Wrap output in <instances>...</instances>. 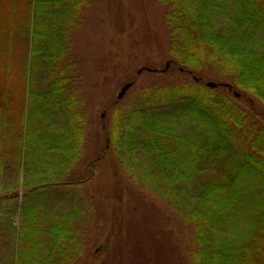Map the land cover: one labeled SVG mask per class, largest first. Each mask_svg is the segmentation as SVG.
<instances>
[{"label":"trees","instance_id":"obj_1","mask_svg":"<svg viewBox=\"0 0 264 264\" xmlns=\"http://www.w3.org/2000/svg\"><path fill=\"white\" fill-rule=\"evenodd\" d=\"M82 1L0 0V245L16 240L11 255L0 247V264L76 262L87 209L47 214L40 200L47 189L83 188L97 175L109 141L122 159L145 157L133 182L157 190L188 225L195 245L190 264H264V0H151L163 7L170 65L143 71L173 72L178 82L143 88L125 124L119 100L112 104L114 123H106L101 154L69 181L55 178V169L65 174L84 141L85 116L73 87L79 74L67 64L43 90L38 74L63 60ZM29 37L28 55L21 46ZM210 74L227 80L208 87ZM239 99L260 109L252 115ZM154 104L166 105L159 116L149 109ZM59 110L67 118L55 125L65 136L49 131ZM20 171L24 222L16 229L10 215Z\"/></svg>","mask_w":264,"mask_h":264},{"label":"rangeland","instance_id":"obj_2","mask_svg":"<svg viewBox=\"0 0 264 264\" xmlns=\"http://www.w3.org/2000/svg\"><path fill=\"white\" fill-rule=\"evenodd\" d=\"M162 8L151 0L80 2V11L74 17L69 37L66 36L63 60L52 72L48 71L50 66L44 67V64L38 74L42 90L48 84L49 77L65 70L67 64L76 66L79 74L73 87L85 116L82 124L84 141L79 148L77 161L65 174L57 175L59 169H55V178L77 179L78 175L84 173L86 164L100 153L108 141L104 134L106 123L110 127L114 123L113 113L108 109L118 101L117 94L123 84L133 81L116 106L121 112L119 119L125 124L128 113L138 108L143 88L161 84L169 86L178 82V76L173 72L154 75L143 71L147 67L161 70L169 62L168 29L163 21ZM21 47L29 55L31 38ZM19 62L22 63L20 57L16 59L18 65ZM27 69L29 78L32 75L30 64ZM138 69L142 70L139 74ZM212 74L204 81L227 80ZM247 100L239 99L236 103L253 115L260 105L255 102L252 110ZM165 106L154 104L149 109L159 116ZM141 109L146 110L144 107ZM254 117L258 118L256 115ZM66 118L63 110L54 113L48 121L49 131L65 136L64 128H57L55 124ZM134 119L139 120V116ZM109 143L99 161L97 175L83 188L47 189L43 199H39L47 214H64L74 205L87 209L84 229H81L84 224L80 223L79 238L83 241L81 255L72 264H190V250L195 245L188 225L157 190L138 187L133 182L136 163L144 162L145 157L137 153L122 159L116 147ZM64 144L70 145L71 140L66 138ZM135 179L139 177L135 176ZM18 180L17 195L12 202L13 205L17 204V209L10 215L12 227L16 229L24 222L22 171ZM133 206H136L135 210ZM6 240L7 244L3 241L5 245H0L1 251L3 255L6 251L11 255L16 240L13 237ZM3 262L9 264L8 260Z\"/></svg>","mask_w":264,"mask_h":264},{"label":"water","instance_id":"obj_3","mask_svg":"<svg viewBox=\"0 0 264 264\" xmlns=\"http://www.w3.org/2000/svg\"><path fill=\"white\" fill-rule=\"evenodd\" d=\"M169 65H170V63L169 62H166V64H165V67H164V69L162 70V71H166L167 69H168V67H169ZM146 70L147 71H150L151 69L150 68H146ZM141 69H139L137 72L138 73H141ZM131 85H132V83L131 82H128V83H125L123 86H122V88H121V90L119 91V93L117 94V99L119 100V99H121L123 96H124V94L126 93V91L131 87ZM206 85L208 86V87H216V83H214V82H212V81H208V82H206ZM225 86H228V84H224ZM236 94V93H235Z\"/></svg>","mask_w":264,"mask_h":264}]
</instances>
